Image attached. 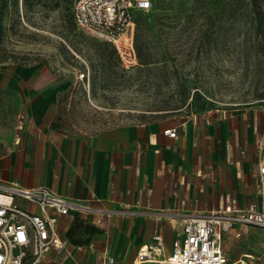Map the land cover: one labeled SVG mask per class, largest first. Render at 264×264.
<instances>
[{
  "label": "rangeland",
  "instance_id": "rangeland-1",
  "mask_svg": "<svg viewBox=\"0 0 264 264\" xmlns=\"http://www.w3.org/2000/svg\"><path fill=\"white\" fill-rule=\"evenodd\" d=\"M75 0L0 2V156L23 130L35 75L59 95L52 127L91 137L122 123L159 122L264 102V0H156L136 13L138 60L80 27ZM31 76L13 79L15 70ZM60 220L67 240L45 254L47 264H104L110 241L105 215L72 212ZM100 219V220H99ZM226 241L231 260L239 248L258 253L264 232L246 226Z\"/></svg>",
  "mask_w": 264,
  "mask_h": 264
},
{
  "label": "crops",
  "instance_id": "crops-1",
  "mask_svg": "<svg viewBox=\"0 0 264 264\" xmlns=\"http://www.w3.org/2000/svg\"><path fill=\"white\" fill-rule=\"evenodd\" d=\"M32 72L15 70L13 79ZM27 92L34 97L14 148L0 156V178L45 185L104 210L96 214L105 215L101 226L112 239L100 246L119 255V264H133L139 247L157 232L163 234L165 252L172 251L182 217L169 213L203 212L229 202L263 207L264 102L167 121L122 123L85 138L52 127L58 87L35 75ZM169 127L177 128L175 137L165 133ZM246 226L236 225L226 235L227 256L232 231L239 237ZM263 251L264 241L258 253L238 248L231 262Z\"/></svg>",
  "mask_w": 264,
  "mask_h": 264
},
{
  "label": "built area",
  "instance_id": "built-area-1",
  "mask_svg": "<svg viewBox=\"0 0 264 264\" xmlns=\"http://www.w3.org/2000/svg\"><path fill=\"white\" fill-rule=\"evenodd\" d=\"M155 1L75 0L73 18L83 29L112 43L122 60L132 64L138 60L136 13L152 9ZM165 133L175 137L177 128H166ZM259 178V191L264 194V161L260 162ZM82 211L104 210L78 203L45 185L27 186L0 178V264H47L45 254L67 244L58 232L60 218ZM169 214L182 217L172 251L165 252L163 234L157 232L150 243L139 247L133 264H264V251L260 256L244 254L231 262L224 250V239L236 225L264 230V203L258 208L229 202L208 211ZM116 263L112 255L104 262Z\"/></svg>",
  "mask_w": 264,
  "mask_h": 264
},
{
  "label": "bare ground",
  "instance_id": "bare-ground-1",
  "mask_svg": "<svg viewBox=\"0 0 264 264\" xmlns=\"http://www.w3.org/2000/svg\"><path fill=\"white\" fill-rule=\"evenodd\" d=\"M57 240H60L59 236L57 237Z\"/></svg>",
  "mask_w": 264,
  "mask_h": 264
},
{
  "label": "trees",
  "instance_id": "trees-1",
  "mask_svg": "<svg viewBox=\"0 0 264 264\" xmlns=\"http://www.w3.org/2000/svg\"><path fill=\"white\" fill-rule=\"evenodd\" d=\"M2 1L5 2V0H0V2H2Z\"/></svg>",
  "mask_w": 264,
  "mask_h": 264
}]
</instances>
